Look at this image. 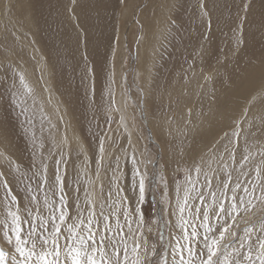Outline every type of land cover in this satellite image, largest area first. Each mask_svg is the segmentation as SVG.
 I'll use <instances>...</instances> for the list:
<instances>
[{"label":"rangeland","instance_id":"1","mask_svg":"<svg viewBox=\"0 0 264 264\" xmlns=\"http://www.w3.org/2000/svg\"><path fill=\"white\" fill-rule=\"evenodd\" d=\"M59 1L41 0L40 2L41 10L37 9V6L35 8L38 13L37 15L42 17L41 36L44 35L42 38L45 39L44 43L48 48V50H46V53L48 54V59L50 62H52V65L54 64L53 67L55 66L54 82H56V86H58V88L61 89L66 94L67 102L69 103V105H71L73 111L75 112L78 118L81 133L84 136L87 146L89 148V155L85 159L84 154H82V152L77 148H75L74 146L66 150L67 147H63V144L59 146L58 143H55L53 141L52 137L54 136H52L51 130H49L50 128L49 118L47 117L46 114L41 113L40 109L36 108L37 107L36 103H30L29 99L27 98L21 99L20 98L21 95L19 97L16 95L17 89L20 88L19 80L17 76L18 71L14 70L15 68L12 66L11 61L3 60L4 62L3 61L2 62L4 64L0 67V71L5 70L6 72L4 71L0 72V83H1L0 84V142L7 151L8 157L0 162V174H1L0 175V238L3 237V234L6 230L9 232L11 230L12 218L8 215V212L9 211L16 212L17 210L22 219V232L24 238L28 237L30 231V223H32L33 221H35V224L37 225L35 231L32 232L33 239L40 240L41 238L47 237L49 235V232L51 231L50 216L54 211V206L59 207V200H58V195L55 192L49 191L47 192V196H46L45 195L46 189L45 190L38 189L37 185L40 181L39 172L41 170L40 162L42 157L45 158V163L47 164V168H48L47 175L49 176V181L51 182V180L54 179V175L57 167L55 160H57V158L59 159L62 156L64 161L66 160V164H64L63 168H62V164L60 165V171H61L60 174L62 175L63 173L62 177L64 182L66 221L64 225H61L62 235L59 242L60 244L66 246L69 243V241L66 239L67 224L73 222V218L77 215L78 211H83L84 216L85 217L87 216V204L85 203L84 196L86 195L85 189L88 188L89 191V183H91V179L88 175H86L87 177L85 176L82 167L85 166L86 169L89 168L88 170L91 171L92 174H94L93 170H95V172L97 171L98 165L96 162L98 159L101 158V156L99 155H101L100 146H101V140H103V144L105 143L106 146L110 145L115 149V152L113 151V153L109 156V158L102 164L103 166L102 168L101 166H99V170L102 169V171L106 173L105 175H107L104 183H102V185L98 187L99 195L103 197V199H105L106 201L110 194L113 199H116L117 198L116 188L117 186L120 187L119 197L124 198V204L122 205V207L128 208L130 213V219H135L136 221H138V223L132 224V228L138 232L139 234L138 239L141 242L147 241V247L149 249L154 250L155 252V254L152 256V264H161L162 259H167L170 264L171 246L175 243L173 237L179 238L183 234L182 230L177 226V221L179 219V212L177 209V196L175 195L178 194V190H179L180 198L183 197V189L186 186V179L190 174L192 176H195V171H194V166L188 165V167H186V163L182 164L181 162V164H177L178 161H172V160L170 163H167L161 152L160 145L158 144L156 139L151 135V131L145 121L147 118L143 110V96L140 91L141 86L139 83V76H138L139 74L137 68V57H138L137 47L142 34V21L139 20L138 18L141 14L142 16L148 17L150 11H152L155 8L154 6L157 4L156 0L155 1L138 0L139 2L136 0H132V2L133 1L135 2L132 3L133 6H131L132 7L131 11L128 13L129 16L130 14L131 16L130 17L126 16L127 18L124 17L125 19L124 18L121 19L120 13H121V8H123L126 5V3H128L127 0H122V1L110 0L108 2L111 4V5L109 4V7L107 5L108 0H104V1L102 0V2L101 0H97V1L94 0V3L96 4H94L92 0L90 1L86 0L89 5L87 8L89 9L92 4H93L92 6L93 8L91 7V9L89 10H85V11L83 10L84 12H82V15L83 13L84 15L81 18H85L82 19L85 21H83L84 24L82 25V27L87 32L86 34H88L86 37V39L89 41L88 48L92 49L93 47V50H95V52L93 51L94 54L93 57H95L96 60L93 59V57L90 58L87 55L88 51L82 48L81 43L83 42L79 41L76 35L73 37L72 35H70V32H73V29H71L70 28L71 26L68 25L67 18L64 15V11L66 10V6H65L66 4L65 2H63L64 0H59ZM111 1L112 2L115 1V2L112 3ZM199 1H201V4L203 3V5L206 4L205 11L209 17V18L207 17V21H206V17H204L203 8L201 7L202 5L200 6ZM225 1L227 3H225ZM54 2L56 4L57 2H59L60 5L58 4L55 5ZM148 2L150 4H152L151 2H153L152 4L153 6L150 4L148 5ZM175 2L172 6V11H171L172 12L171 17L173 19V20L171 19L172 33L170 35L169 44L166 49V53L163 54L162 57L163 59L161 60L162 67L160 69L161 71L160 76L162 77L163 81H166L168 79L172 80L173 75L171 74H174L175 71H178L179 70L178 68H180V66L182 65L184 66L185 64H187V62L193 60H194L193 64H195V62H197L196 60L198 54L196 53V50L198 49L197 47L200 44H204V46L207 47V51L206 52L204 51L206 54L205 55L206 59L205 62L203 61V63L208 67L219 65L217 67V71L218 70L219 71L215 76L211 78L214 89L217 90V88L222 87L223 84H225V82L228 79L232 80L233 75L240 67L239 64H243L245 61L247 62L252 57H254V53L252 52L251 47L253 46L252 41H254L253 40L254 37L252 33H254L255 29H257L255 30V32H257V35H260L262 37L260 38L264 40V0H258V1L250 0L251 8L248 9L247 11H245L244 9V4L249 2V0H229V1L228 0H197V2L196 0H187V1L178 0V3L176 0ZM97 3L102 4V6L98 5ZM185 3L187 4V6ZM193 3H195L194 4L195 7ZM48 4L50 6H48ZM43 5L45 7H43ZM56 6L58 7L56 8ZM98 7L99 9H101L100 11ZM94 9L96 11H94ZM98 11L99 13L100 12L102 13L104 11L103 14L100 15L102 16L105 15V16L104 17L100 16ZM108 12H110V14ZM177 12H179V14ZM43 17L45 19H43ZM64 17L66 18V20ZM96 17L99 20V22L98 20L96 22ZM87 18L90 21L89 20L87 21ZM55 19L57 22L55 21ZM117 19L118 21H116ZM52 24H53V28H52ZM96 24L97 26H95ZM112 26H113V30L110 29L112 28ZM248 27L250 30L252 29L253 30L252 31H250L249 29L247 30ZM104 28L106 29V31ZM55 29H57V31H55ZM108 29L110 30V32L108 31ZM119 31L124 35V39H125L124 43L121 45L123 50L121 52L123 84H121L120 86L121 88L123 87L122 88L123 89L122 92L124 91L123 94L124 95L128 94L126 96L127 97L126 101L128 100L127 102H129L131 106V111L129 112V118L135 123V124L133 123L134 124L133 131H135V141H137L135 146L133 144L131 145V147L133 148L132 151L124 150L127 148L126 146L127 144L124 141V137H126L129 132H127L123 128V126L118 125L120 116L118 115L116 104H114L115 92L114 91L111 92V88H110L111 87L110 75L112 74L111 68L113 66L112 60H113V55L115 57L116 54L114 53L115 52L114 50L117 47V43L119 44V40H118ZM64 32H67L68 37H66V33L64 34ZM6 36H8V34ZM50 36L51 37L55 36V38L54 37L51 38ZM238 36H240V39ZM70 37H71V42H69ZM5 39L6 40L3 41L4 45H1L2 48H0V50H4L6 52L7 46H10L11 44L10 41H12V39L9 36L6 37ZM56 39L58 43L56 42ZM95 40L98 42L97 44L101 47V50H96L99 47L96 45ZM64 42L66 45L64 44ZM59 43H62L61 44L62 46ZM71 43L74 45L71 46ZM78 43L81 47L78 45ZM58 44L60 46H58ZM76 44L78 45V48L76 47L77 46ZM263 44L264 41L258 42L257 43L258 46L256 50H260ZM102 45L105 47H103ZM107 45L109 46L106 47ZM65 46L67 47V50ZM105 48H107L108 50ZM53 49L54 52H52ZM111 49L114 52H111L112 51ZM235 49L238 50L236 51ZM5 52L2 51V53ZM18 53H21V55L23 56L25 55V52L21 50L18 51ZM51 53L53 54V57L51 56L52 55ZM261 54L264 53H260L259 55ZM1 56L2 55H0V58ZM110 56H112V58ZM85 59L86 61H84ZM114 60L116 63L117 60L115 58ZM170 60H172L175 65L172 68L168 66L169 64H167L171 62ZM194 68H196V66ZM95 69L97 72L95 71ZM105 71H107V73H105ZM6 80L7 83H5ZM13 85H14V89H13ZM108 87L110 88V90ZM252 87L254 88L255 86ZM241 92H244V94L242 98L239 97L240 99L237 100V104L238 101L241 102L242 100H244V96L246 95L245 89H243V91ZM109 93L111 94V96ZM211 94L213 93L211 92ZM211 94L209 96H212ZM109 98L111 99V101ZM263 98H264V94L260 97V99ZM89 100H92V103L91 101L88 102ZM203 101L204 100L200 101V105L202 104ZM262 101L264 102V99ZM111 107L113 108L111 111L113 114L109 113V109H111ZM163 109L165 112L166 106H164ZM262 123L263 121H259V122L255 121L253 125L250 124L247 126V128L245 127L246 128L245 136L251 135L254 132H256L257 135L256 138L258 142L255 148H253L254 162H256V160L261 157L260 153L264 152L263 149L264 144L262 146H259L261 134L263 133L264 130V123L263 124ZM61 124L62 123L59 122V127L61 126ZM227 141H230V143L233 142L232 145L229 144V146L231 145L230 148H233L234 144L235 147H237L238 145L236 143V136H234L231 139V135H229ZM245 142H247V139L245 140ZM244 143H240V144L242 145ZM229 146L226 149H228ZM235 147L233 148V150H236ZM230 148L228 149V152L231 151ZM120 150L121 151L123 150L124 153L121 156H118L117 153ZM219 153L220 155L227 154L225 150L224 151L221 150L220 152H218V154ZM65 157L67 158L65 159ZM118 158L120 161H118ZM6 161H8V163ZM106 163L107 165L104 166ZM75 164L78 165H76L75 167ZM23 165L25 167H23ZM257 165L261 168H264V162L261 163V161L260 162L258 161V164H256V166ZM106 168L109 169L106 170ZM117 168L119 169L118 171ZM136 168L139 170L140 174L143 176L145 180V198L142 203H139L140 176L133 175L134 170ZM254 169L255 168L253 167V173H254ZM80 171L83 174H81ZM31 172H33V174ZM111 172H117L118 174L117 173L115 174L119 175L116 176L118 179L119 178L120 179L119 180L117 178L114 179L116 176H113V173ZM111 176L113 177V179H111L112 178ZM107 182L110 183L111 185L108 184ZM5 183L8 185L7 188L5 187ZM106 183L108 184L107 186ZM114 184H116L117 186L116 185L113 186ZM110 189H111V193L109 192ZM173 189L174 191L171 192ZM13 196L17 198L18 201L17 204L11 203V198ZM32 196H36L37 201L33 202L31 200ZM46 199L48 201V207H45ZM195 203L198 204L199 201H195ZM136 207H141L143 212L142 218L135 216ZM165 208L168 209V211L166 212L162 211V209ZM174 210L176 214L172 215ZM55 214L58 216L59 212H56ZM257 219H259V210H257ZM41 220L47 221L46 225L40 226ZM121 222L123 223L122 216H121ZM194 222L195 223L197 222L198 224L199 220H196ZM213 222L214 225H216L217 227L219 226L215 221V218H213ZM243 227H244L243 224L239 225L240 235L243 234L242 231ZM126 230L127 229L125 228V231ZM189 230H191L190 226H189ZM77 231H79V229H77ZM199 231L201 234L200 244H202L203 229H199ZM14 243H15V238L13 237V244ZM30 246H31V241H29L26 247H30ZM132 246H133L132 242L129 241V249H131ZM0 247H4L5 251L9 250L3 244H0ZM37 250H39V248ZM131 259L132 256L130 253V260Z\"/></svg>","mask_w":264,"mask_h":264},{"label":"bare ground","instance_id":"2","mask_svg":"<svg viewBox=\"0 0 264 264\" xmlns=\"http://www.w3.org/2000/svg\"><path fill=\"white\" fill-rule=\"evenodd\" d=\"M52 1H54V0H52ZM57 1H59V0H57ZM87 1L86 0H75V4L73 5V0H64L63 2H65V4H66L65 5L66 6L65 11L66 12L64 11V15L67 18L68 25H70L71 26L70 28L73 29V32H70V35H72V37L76 35L78 37L77 39L79 41L83 42V43H81L82 48L87 50L88 51L87 55L90 58H92L94 55L93 51L95 52V50H93V47H92V49L88 48L89 41L86 39L88 34H86L87 32L82 27V25L84 24L83 21H85L82 19H85V18H81L84 15V13L82 15V12H84L85 10L91 9V7L93 6V4H92L91 7L88 9L87 7L89 5H88ZM92 1L94 3V0H92ZM109 1L110 0H108L107 3ZM127 1H128V3H126V5L123 8H121V13H120L121 19L126 17V16H129L128 13L131 11V8H132L131 6H133L132 3L135 2V1L132 2V0H127ZM136 1H138V0H136ZM157 1L158 0H156L157 4L154 6L155 8L152 11H150V14L148 13L149 14L148 17L142 16V14L140 13L141 15L138 18L139 20L142 21V34H141V39L139 40L138 47H137V51H138L137 52L138 53L137 68H138V74H139L138 75L139 76V83L141 86L140 91H141L142 96H143V110H144L145 116L147 118L145 121H146L147 126L149 127V129L151 131V135L156 139V141L160 145V149H161V152L164 156L165 161L167 163H170L171 160L172 161H178L177 164H181V162H182V164L186 163V167H188V165L189 166H195L196 164H199L201 162V160L208 161L211 158H213L214 156L218 159L220 157V153L218 154V152H220L221 150L224 151L229 146V144H231V145L233 144V142L230 143V141H227L228 136L231 135V139L234 136H236V143L238 145H237V147H235V144L233 145L236 148V150H233L234 147L230 148L231 145L229 146V148L231 149V151H229V152L233 153L234 160L228 159V155L223 154L224 159L229 164V170L231 171L232 169L237 167L239 165V162L243 158V156L247 155L250 152L252 154L251 163L247 165L245 170L247 171L248 169H252V172H253V167L256 168L258 166V165L256 166V164H258V161L259 162L261 161V163L264 162V157L261 156L259 159H257L258 158L257 157L256 159L258 161L256 159H255L256 162L253 161V158H254L253 157V148H255V146L258 142L257 138H256L257 135H256V132H254L251 135L245 136V133H246L245 130H246L248 125H250V124L253 125L255 123V121H257V122L263 121V123H264V102L262 101L264 98L260 99V97L264 94V54L259 55L260 53H264V52H262V51H264V44L260 50H256V48L258 46L257 43L260 41H264V40L261 39L262 37L260 35H257V32H255V30H257V29H255L254 33H252L253 37H254V38L253 37L252 38L254 41H252L253 46L251 47V50L254 53V57H252L247 62L245 61L243 64H239L240 67L236 71V73L233 75L232 80L228 79L225 82V84H223L222 87L217 88V90L214 89L211 78L213 76H215L217 74V72L219 71V70L217 71V67L219 65L218 66H216V65L215 66H209V67H211V68H209L208 66H206L203 63V61L205 62V59H206L205 52L207 51V47H205L204 44H200L197 47L198 51L196 50V53H198V54H197V60H196L197 62H195V64H193L194 60L193 61L188 60L189 62H187V64H185L186 66L185 65L184 66L182 65L183 67L180 66V68H178L179 69L178 71H175L174 74H171V75H173L172 80L168 79L166 81H163L162 77L160 76V72H161L160 69L162 67V61L161 60L163 59L162 58L163 54L166 53V49H167L168 44H169L170 35L172 33V30H171L172 29V21H171L172 12L171 11H172V6L176 0H159L158 2ZM40 2H41V0H0V42L2 43V44L0 43V48H2L1 45H4L3 41L6 40L5 39L6 37L9 36L12 39V41H10V43H11L10 46H7L6 52L4 50H0V55H2L0 58V67L4 64L3 60H7V61L12 62L11 64L15 68V69L14 68L13 69L17 70L18 73H22L25 76L26 82L28 83V85L33 89V95H26L25 94V95H21L20 98L21 99L27 98L30 100V103H36V106H37L36 108L40 109L41 113H44L47 115V117L50 120L49 121L50 122L49 130H51V134H52V136H54L52 138H53V141L55 143H58L59 146H61L63 144V147H67V149L65 148L66 150H68L69 148L74 146L75 148L80 150L82 152V154H84V158L86 159V157H88V155H89V148L87 146V143H86L84 136L81 133L78 118H77L75 112L73 111L71 105H69V103L67 102L66 94L61 89H59L58 86H56V82H54V67L55 66L53 67L54 64L52 65V62H50L48 59V54L46 53V50H48V48L46 47V45L44 43L45 39L42 38L44 35L41 36L42 35V33H41V25H42L41 19H42V17L37 15L38 13H37V10L35 8L37 6V9H40V4H41ZM59 2H57L58 5H60ZM101 2H102V0H101ZM113 2H115V1H113ZM196 2H197V0H196ZM199 2H200V6L203 5V3L201 4V1H199ZM151 3L153 4V2H151ZM177 3H178V0H177ZM190 3H191V1H190ZM222 3H224V2H222ZM225 3H227V2L225 1ZM57 4L55 3V5H57ZM94 4H96V3H94ZM109 4L110 3L107 4L108 7H109ZM149 4L150 3L148 2V5ZM152 4H150V5H152ZM194 4L195 3H193V5ZM46 5H47V3H46ZM55 5H54V7H55ZM98 5L102 6V4H98ZM175 5H176V2H175ZM205 5H203V7L202 6L201 7L203 8L204 17H206V21H207L208 14L205 11ZM48 6H50V5L48 4ZM115 6H117V5H115ZM186 6H187V4H186ZM43 7H45V6L43 5ZM57 7L58 6H56V8ZM194 7H195V5H194ZM261 7H263V6H261ZM46 9H45V11H46ZM98 9H99V7H98ZM100 10L101 9H99V11ZM108 10H110V9H108ZM114 10H116V9H114ZM90 11H88V12H90ZM94 11H96V10L94 9ZM99 11H98V13H99ZM103 12L102 13L100 12L99 15L103 14ZM86 13H87V11H86ZM108 13L110 14V12H108ZM177 13L179 14V12H177ZM199 13H200V11H199ZM108 15H106V16H108ZM112 15H113V13H112ZM175 15H174V17H175ZM100 16H102V15H100ZM104 16H102V17H104ZM117 16H118V14H117ZM130 16H131V14H130ZM66 18H65V20H66ZM43 19H45V18L43 17ZM109 19H110V17H109ZM88 20L89 19L87 18V21ZM91 20H92V18H91ZM97 20L98 19L96 17V22H97ZM101 20H102V18H101ZM55 21H56V19H55ZM116 21H118V19ZM98 22H99V20H98ZM59 24H61V23H59ZM87 24H88V22H87ZM63 25H64V23H63ZM89 25H90V23H89ZM240 25H242V24H240ZM44 26H45V24H44ZM95 26H97V24ZM249 27L247 28V30L249 29ZM52 28H53V24H52ZM106 28H107V25H106ZM67 29H68V27H67ZM110 29L113 30V26ZM252 30H250V31H252ZM55 31H57V29H55ZM68 31H70V30H68ZM105 31H106V29H105ZM108 31L110 32L109 29H108ZM51 32H53V31H51ZM65 33H66V37H68L67 32H64V34ZM7 34H8V36H6ZM99 35H97V36H99ZM191 35H193V34H191ZM261 35H262V33H261ZM91 36H93V35H91ZM108 36H109V34H108ZM53 37L55 38V36H53ZM53 37H51V38H53ZM238 37L240 39V36H238ZM118 38H119L118 39L119 44L116 42L117 47H116V49L114 48L115 52L111 49L112 50L111 52H114L116 54H115V57L113 55V60H112L113 66L111 65L112 66V68H111L112 74L110 75L111 76V79H110L111 80L110 81L111 87L110 86L109 87L111 88V92L112 91L115 92V103L114 104H116L118 115L120 116V120L119 121L117 120L118 125L123 126V128L127 132H129L128 135L126 137H124V141L127 144L126 145L127 148L124 150H131L132 151L133 148L131 147V145L133 144L135 146L137 141H135V131H133V128H134L133 125L135 123L129 118V112L131 111V106H130L129 102H127L128 100L126 101V99H127L126 96L128 94L124 95L123 94L124 91L122 92L123 87L121 88V86H120L121 84H123L122 83V81H123L122 70L123 69L121 67V63H122L121 52L123 50H122L121 45L124 43V40H125L124 35L122 33H120V31L118 33ZM239 39H238V41H239ZM74 40H75V37H74ZM66 41H68V40H66ZM97 41H96V45L99 48H97L96 50H101V47L97 44L98 43ZM56 42H57V39H56ZM69 42H71V37H70ZM106 42H107V40H106ZM62 43H59V44L61 45ZM72 43H71V46L74 45ZM59 44H58V46H60ZM64 44H65V42H64ZM92 44H93V42H92ZM78 45H79V43H78ZM78 45L76 46L77 48H78ZM103 45H105V44H103ZM108 46L109 45H107L106 47H108ZM103 47H105V46H103ZM105 49H107V48H105ZM20 50L25 52L24 56L21 55V53H18V51H20ZM66 50H67V47H66ZM2 51L5 53H2ZM52 52H54V49ZM51 56L53 57V54ZM77 56H76V58H77ZM110 57L112 58V56H110ZM114 58L117 60L116 63H115ZM93 59H95V57H93ZM229 59H230V57H229ZM84 61H86V59ZM170 61L171 62L167 63V64H169L168 66L172 68L175 65H174L172 60H170ZM5 63H6V61H5ZM195 66H196V68H194ZM181 68H183V69H181ZM14 70H13V72H14ZM2 71L6 72L5 70H2ZM2 71H0V72H2ZM95 71H96V69H95ZM105 73H107V71H105ZM59 74H61V73H59ZM2 75H3V73H2ZM84 77H86V76H84ZM90 80H91V78H90ZM4 81H5V79H4ZM5 83H7V80ZM3 84H4V82H3ZM113 85H114V87H113ZM252 86H255V87L253 88ZM110 88H109V90H110ZM13 89H14V85H13ZM104 89H105V87H104ZM243 89H245L246 95L244 96V100H242V101L240 100L241 102L238 101V104H237V100L240 99L239 97L242 98V96L244 94V92H241V91H243ZM107 91H108V89H107ZM211 92L213 94H211ZM210 94L212 96H209ZM110 96H111V94H110ZM201 100H204L202 102V104L204 103L203 106H202V104L200 105ZM90 101L92 103V100H89L88 102H90ZM110 101H111V99H110ZM110 101H109V103H110ZM145 102H147V104ZM164 106H166L165 112L163 109ZM112 109H113L112 107H111V109H109L110 114H113L111 112ZM59 122L62 123L60 127H59ZM225 131H226V133H225ZM246 139H247V142H245ZM239 142L240 143L245 142V143L241 145ZM259 143H260V145L258 144L259 146H262L264 144V130H263V133L261 134V138H260ZM103 146H104L103 156H102V154L99 156H102L103 163H104L109 158V156L113 153V151L115 152V149L113 147H111L110 145L106 146L105 143L103 144ZM122 151L120 150L117 153V155L121 156L124 153V151L123 152ZM137 151H138V149H137ZM55 153H56V150H55ZM63 154H64V151H63ZM257 154H259V153H257ZM7 157H8L7 151L5 150L4 146L0 142V162L3 159H6ZM66 158L67 157H65V159ZM100 159H98V160H100ZM78 161H80V160H78ZM118 161H120L119 158H118ZM6 162L8 163V161H6ZM76 165H78V164H75V167H76ZM106 165H107V163L104 166H106ZM63 166H64V164H62V168H63ZM178 166H180V165H178ZM23 167H25V166L23 165ZM102 167L103 166L101 165V168ZM174 167H175V165H174ZM12 168H14V167H12ZM73 169H74V167H73ZM79 169H80V167H79ZM88 169H86L85 166L82 167V170L85 173V176L88 175L91 179V183H89L88 193L91 195V197L93 199H96L100 196L98 193V187L101 186L102 183H104L107 175H105L106 173H104V171H102V169L99 170V175H97V171L95 172V170H93L94 174H92L91 171H89ZM107 169H109V168H106V170ZM62 171H63V169H62ZM110 171H109V173H110ZM31 173L33 174V172H31ZM109 173H108V175H109ZM111 173H114V172H111ZM115 173H117V172H115ZM233 173H234L233 175L235 176L236 173L235 172H233ZM81 174H83V173L81 172ZM117 174H115V176ZM253 174H255V173H253ZM62 175H63V173H62ZM117 176H119V175H117ZM117 176L114 179H116ZM48 178H49V176H48ZM108 178H110V177H108ZM242 178L247 180L250 177H242ZM84 179H86V178H84ZM111 179H113V177ZM86 182H88V181H86ZM107 183H106V186L108 184H110V183H108V184ZM115 185L116 184H114L113 186H115ZM113 188H116V187H113ZM87 190H88V188H87ZM104 191H105V188H104ZM173 191H174V189L171 192H173ZM102 193H104V192H102ZM256 195L257 196L260 195L259 187H257V189H256ZM175 196H177V195H175ZM96 210L98 211V206H97ZM196 224H197V222H196ZM256 226L259 227V224H257ZM200 231H202V230H200Z\"/></svg>","mask_w":264,"mask_h":264},{"label":"snow or ice","instance_id":"3","mask_svg":"<svg viewBox=\"0 0 264 264\" xmlns=\"http://www.w3.org/2000/svg\"><path fill=\"white\" fill-rule=\"evenodd\" d=\"M250 8L249 0L244 4V9L247 11ZM17 76L20 88L16 95H33V89L26 82L25 76L22 73H17ZM225 152L228 159L234 160L232 152H228V149ZM100 153L103 156V140ZM260 155L264 157V152ZM102 156L96 162L97 175L99 166L103 164ZM251 158L250 152L244 155L239 165L231 171L223 154L218 159L214 156L208 161L201 160L194 166L195 176L190 174L187 177L183 197L180 198L179 190L177 194V226L183 234L179 238L173 237L175 243L171 246L170 264H264V168L257 166L254 176L252 169L246 171ZM40 163L38 189H46V196L49 191L55 192L59 200V207L54 206L50 216L51 231L47 237L33 239L32 232L37 227L33 221L30 223L28 237L24 238L18 210L9 211L8 215L12 218L11 230H6L0 238V244L9 250L5 251L4 247H0V264H152L155 252L147 247V241L141 242L138 239V232L132 228V224L138 221L130 219L128 208L122 207L124 198L119 197V187L116 188L117 198L113 199L110 194L107 201L103 197L93 199L85 189L87 216H84L83 211H78L73 222L66 226V239L69 243L66 246L60 244L61 225L66 221L64 182L60 165L66 164V161L62 156L56 160V172L51 182L47 175L45 158L42 157ZM233 172L236 173L235 176ZM133 175L140 176L139 203H142L145 198V180L138 169L134 170ZM242 177L250 179L245 180ZM5 187H8L6 183ZM257 187L260 189L259 196L256 195ZM109 191L111 193V189ZM31 200L35 202L37 197L32 196ZM195 201H199V204ZM11 203H18L15 196L11 198ZM45 207H48L47 199ZM162 211L166 212L168 209ZM56 212H59L58 216ZM175 214L174 210L172 215ZM135 216L143 217L141 207H136ZM213 218L218 227L213 224ZM196 220H199L198 224L194 223ZM46 223L47 221L41 220L40 226ZM257 223L259 227L256 226ZM240 224L244 225L242 235L239 234ZM199 229H203L202 244ZM29 241L31 246L26 247ZM129 241L133 245L131 249ZM161 264H169V261L162 259Z\"/></svg>","mask_w":264,"mask_h":264}]
</instances>
